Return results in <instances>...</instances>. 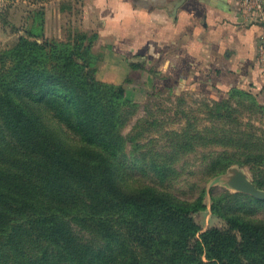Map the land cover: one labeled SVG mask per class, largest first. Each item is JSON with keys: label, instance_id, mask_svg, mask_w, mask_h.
<instances>
[{"label": "trees", "instance_id": "obj_1", "mask_svg": "<svg viewBox=\"0 0 264 264\" xmlns=\"http://www.w3.org/2000/svg\"><path fill=\"white\" fill-rule=\"evenodd\" d=\"M96 37L20 36L0 50V264H264V216L253 215L264 199L212 194L211 211L226 226L202 230L192 214L206 206L204 188L183 198L169 187L178 148L233 147V136H185L184 129L168 143L169 154L136 156L133 128L125 135L122 128L137 103L122 85L97 79ZM52 122L77 149L56 137ZM234 154L222 151L203 174L264 165V152ZM254 184L263 186V177Z\"/></svg>", "mask_w": 264, "mask_h": 264}, {"label": "crops", "instance_id": "obj_2", "mask_svg": "<svg viewBox=\"0 0 264 264\" xmlns=\"http://www.w3.org/2000/svg\"><path fill=\"white\" fill-rule=\"evenodd\" d=\"M82 1L97 34L96 77L128 96L241 88L264 98V15L242 0Z\"/></svg>", "mask_w": 264, "mask_h": 264}, {"label": "rangeland", "instance_id": "obj_3", "mask_svg": "<svg viewBox=\"0 0 264 264\" xmlns=\"http://www.w3.org/2000/svg\"><path fill=\"white\" fill-rule=\"evenodd\" d=\"M83 5L82 0H0V50L15 45L20 36L37 39L39 42L66 41L76 34L90 37L95 32L84 26ZM92 52L94 59H97L99 53L93 45ZM251 92L204 94L187 91L172 94L158 91L147 92L140 99L128 96L125 92L127 99L137 103L133 114L122 128L124 135L133 128L134 139L139 143L133 152L136 156L152 153V157L159 158L169 154L173 150L169 149L168 143L173 136H184L185 131V136L200 133L202 135L199 136H233L235 139L231 145L233 147L223 146L226 144L222 141L217 145L196 142L192 146L178 148L175 152L178 159L172 165L178 174L169 187L183 198L195 197L198 189L204 188L203 202L206 206L192 214L202 230L226 226L225 220L211 211L212 194L237 192L226 185L223 177L230 166L213 177L203 174L209 171L213 157L220 155L222 151L234 152L240 158L244 157L243 154L264 152V108L259 105L264 103V98ZM53 124L50 127L56 137L66 147L77 149L79 143L56 123ZM213 126L216 127V135L206 132V129L213 130ZM218 127H223L228 132L223 133ZM194 128L200 130L196 131ZM184 129L186 130L183 131ZM129 147L127 144L126 149H130ZM231 166L242 168L253 182L256 176L263 177L260 189L264 190V165L245 163ZM141 168L136 170L141 171ZM139 181L143 182L145 179L141 178ZM221 203H228V198L222 199ZM244 209L245 207L240 208ZM253 215L264 216V208H258Z\"/></svg>", "mask_w": 264, "mask_h": 264}, {"label": "water", "instance_id": "obj_4", "mask_svg": "<svg viewBox=\"0 0 264 264\" xmlns=\"http://www.w3.org/2000/svg\"><path fill=\"white\" fill-rule=\"evenodd\" d=\"M223 177L229 188L264 199V190L258 188L242 168L230 166L226 173L223 174Z\"/></svg>", "mask_w": 264, "mask_h": 264}, {"label": "built area", "instance_id": "obj_5", "mask_svg": "<svg viewBox=\"0 0 264 264\" xmlns=\"http://www.w3.org/2000/svg\"><path fill=\"white\" fill-rule=\"evenodd\" d=\"M242 1H243V4L246 6V8L257 10L259 16L264 15V8H262L261 2L259 3L258 0H242ZM260 54L261 55L264 54V39L261 40V43H260Z\"/></svg>", "mask_w": 264, "mask_h": 264}]
</instances>
